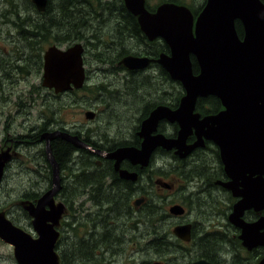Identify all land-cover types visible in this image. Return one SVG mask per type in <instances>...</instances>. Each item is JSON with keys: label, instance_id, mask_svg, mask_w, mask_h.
<instances>
[{"label": "flooded vegetation", "instance_id": "af4514ba", "mask_svg": "<svg viewBox=\"0 0 264 264\" xmlns=\"http://www.w3.org/2000/svg\"><path fill=\"white\" fill-rule=\"evenodd\" d=\"M143 1L144 9L149 14H153L162 4L175 3L173 0H163L161 4L151 5L149 0ZM204 1H202V6ZM54 5L52 8L55 7ZM183 6L187 8L195 7L189 4ZM70 7L72 12L70 23L68 24V21L59 15L58 20H56L55 32L51 31L53 32L52 38L47 35L40 36L36 30H31L32 28L27 29L32 34L29 35L31 38L24 40L30 42L25 46L31 52L35 49L38 56L33 57L30 54V60L27 56L24 58V49L22 48L21 55L18 57L11 56L10 61L15 63L13 64L15 71L20 66H24V68L30 69L31 73L23 81L17 79L16 84L18 82V85L16 88L14 86L8 87L6 84H4V87L0 86V92L8 90L7 96L22 93L19 89V83H23L24 87H26L30 81L31 85H34L33 80L36 76L40 82V85L36 87L44 91V102L48 97L61 98L68 93L80 91L81 89L72 90L68 93L56 95L52 90L42 87L43 56L47 49L52 46L61 51H65L75 45L82 47L81 59L85 72V84L97 85L103 83L108 89L115 90L119 84L123 88V83L130 80L128 78L129 75H145L155 83L157 82L156 74L158 71L161 73L164 71L157 60L161 54L169 55L170 49L161 38L154 37L150 40L141 31L138 21L139 15L132 14L125 6L124 0H82L80 4L77 0H74V5ZM200 7L201 5L195 7V10ZM198 13L192 12L194 19ZM37 16L41 17V19L46 17V15ZM26 17L29 18V16ZM124 37L127 46H125ZM10 49L11 46L3 48L2 53L8 55ZM166 49H168V53L165 52ZM125 57L147 59L149 62L142 70L130 71L123 65L122 61ZM0 58L3 57L0 56ZM33 59L35 60L32 61ZM23 61L25 65H21ZM97 71L102 73L101 80L94 78L98 75ZM91 73L95 76L91 77ZM163 75L165 74L163 73ZM20 96H17L18 101H21ZM103 100L106 101L104 108L99 109L98 115L92 111L94 118L88 121L95 120L96 116H99L101 112L107 113L108 110L115 107L114 105L117 102V106L121 105L120 101H115L109 94L104 95ZM122 102L126 103L127 101L122 100ZM178 103L171 109L177 108ZM194 113L199 115V119L209 116L196 112L195 108ZM142 121L143 119L137 122L135 137L131 133L130 140L124 139L126 143L133 142L135 139L138 140V145H128L129 147L141 148L142 139L138 137L137 133ZM164 122L161 121L158 124L156 133L162 134L168 139L176 138L179 129L178 125L175 123L168 124V130L161 132L160 127L167 125ZM164 128L166 129V127ZM57 129H61V127L42 128L39 131V139L42 133ZM62 130L75 136H77L75 133L79 134L81 132V130L76 129L67 130L62 128ZM87 130L91 131V129ZM89 134L95 147L91 146V144L89 145L94 149L102 152H111L118 148L117 146L112 150H106V148L101 147L104 144L95 140L96 138L92 135L94 134L93 132H89ZM79 139L82 140L81 137ZM198 139L197 132L195 133V129L192 128L191 133L185 140V145L191 146ZM201 139L202 144L193 148L182 159L175 154L174 149L167 151L158 148L151 155L146 166L133 165L130 161L123 160L119 164V170L135 173L137 176L135 181L120 178L119 173L114 169L113 160L103 158L89 151L94 155L93 163L99 171L105 170L113 173L100 175L97 182H95L96 184H86L83 190H86L88 195L94 193L97 196L103 195L105 198L112 199L113 197L121 198L125 194L126 186H129V189L133 188L135 193L138 194L137 198H143L144 200L136 210H139L144 203H147L149 196L153 194L147 193V196H143L140 189H146L145 191L148 190V192H167V194L173 193L175 190V179L172 182H167L165 173L163 176L148 175V172L154 171V167L158 168L157 165L154 166L157 157L162 155V153L158 152H166L167 157L172 160L173 164H175V161H180L183 166V176L181 177L187 181L186 185H184L186 194L183 196L186 202L181 204L183 214L175 217L178 218V222L173 227L171 225L169 231L168 223H165L166 230H163L158 228V222H154L152 224L154 229L151 230L147 228V225L149 226L151 223L139 222L133 226L134 230H130L131 236L127 239L124 229L125 208L122 206V202L120 207H118L117 221L105 222L104 224L100 221L80 220L82 216L78 214L74 217L70 209L76 201L69 203L60 194L67 191L68 196L72 197L74 194L73 185L78 180L72 174L61 175L60 188L53 200H59L58 202L64 205L67 215L60 221L58 220V225L55 227V232L57 233L55 250L58 264H194L197 262H205L207 264H264V222L262 221L264 219V208L259 211L254 209L244 210L240 216L235 217V221L241 223V227L234 224L232 221L234 219L231 216L235 204L241 198L234 196L232 190L227 187L231 180L225 174L218 147L203 136ZM40 141L42 140L40 139ZM169 167L172 170L175 169L174 165H169ZM84 178H87V176H84ZM157 180L167 184L169 188L157 185ZM126 182L131 183V185ZM106 190L108 192L104 193ZM237 190H242L241 185L237 186ZM105 206L107 210L108 200L106 199ZM95 207V212L97 213L100 207ZM193 214L195 218L198 216L199 220H192ZM121 217L124 218L122 219ZM170 217L174 216L170 214ZM260 220L262 223H260ZM140 226L142 228H139ZM177 226H189L188 240H181L176 237L174 229ZM127 230L129 231V229ZM245 236L247 238L246 242L244 240ZM150 244H153L151 245L152 249L149 247Z\"/></svg>", "mask_w": 264, "mask_h": 264}, {"label": "water", "instance_id": "95a60500", "mask_svg": "<svg viewBox=\"0 0 264 264\" xmlns=\"http://www.w3.org/2000/svg\"><path fill=\"white\" fill-rule=\"evenodd\" d=\"M30 1L38 12L45 11L47 0ZM124 2L132 14L139 15V25L144 34L150 40L161 38L169 47L170 54H161L157 62L170 79L181 84L185 93L174 110L164 105L154 108L150 114L156 110L180 111L174 118L159 117L153 120L145 133L148 138L158 136L163 140H176L177 137L168 139L162 134H154L161 121L176 123L179 127L177 136L181 134L175 142L177 148L154 146L140 165L146 166L158 148L167 151L174 149L175 154L182 159L202 144V136L211 140L218 147L225 174L231 180L227 187L234 196L241 198L235 204L231 216L234 224L241 227V223L235 221L236 216L247 209L259 211L264 208V3L261 0H206L194 19L184 6L162 4L153 14H149L144 9L143 0ZM236 22L240 23L243 30L241 38L236 33ZM81 54L80 45L65 51L54 46L48 48L43 56L42 87L53 90L55 94L81 89L85 80ZM190 56L194 57L199 68L196 75L192 72ZM122 62L126 69L133 71L144 69L149 61L125 57ZM207 96L216 97L223 110L199 119V115L194 113L196 100ZM150 114L141 122L137 133L142 139L140 147L144 141L141 126ZM85 118L93 119L94 113L87 111ZM187 121L194 126L188 125ZM192 128L198 133L199 139L193 145L186 146L185 140ZM40 139L44 141V152L51 170V186L34 205L26 209L32 218L31 226L37 238H31L0 215V241L13 248L16 264H58L54 250L57 233L53 225L57 224L62 209L61 206L53 208V198L60 188V168L51 153L52 140L62 139L76 149H85L113 160L114 169L120 178L129 181L137 178L135 173L119 170L118 167L123 160L133 165L139 163L124 154L115 153L119 150H123L121 153H130V149L139 151L140 148L119 147L111 152H102L77 136L60 130L44 132ZM4 166L5 159L0 158V187ZM156 184L169 188L160 180ZM238 185H241L242 190H237ZM143 201V198L136 199L134 207H139ZM169 213L181 216L183 208L174 205L170 207ZM174 234L181 240H188L189 226H177Z\"/></svg>", "mask_w": 264, "mask_h": 264}, {"label": "rangeland", "instance_id": "374dc122", "mask_svg": "<svg viewBox=\"0 0 264 264\" xmlns=\"http://www.w3.org/2000/svg\"><path fill=\"white\" fill-rule=\"evenodd\" d=\"M50 1L51 4L48 3V6L51 12L50 14H47L48 6L45 12L37 13L35 7H33L28 0H0V56L3 57L0 58L1 87H4V84H6L8 87L14 86V88H16L18 85V82L16 84L17 79L23 81V79L31 73V70L24 68V66L19 67L23 69L22 71L21 69L15 71V66H13L15 63L10 61V57L20 56L22 48L24 49V58L27 56L30 60V54L34 57L31 50L27 49L25 46L30 42L24 41L23 37L27 35V29H30L29 23L31 24L33 20H36L39 23L41 22L40 25L45 26L46 21L50 20L51 16L58 15V13L52 11L55 10L56 6H58L60 0ZM202 1L203 0H176L177 3L183 2L195 7L202 5ZM149 2L151 5H154L161 4L163 0H149ZM7 3L11 4V9L3 14L5 11L4 7ZM53 5L55 7L52 8ZM195 7H193V9H195ZM36 14L46 15V17L41 19V17ZM16 16H20L22 18L23 26L26 28L25 33H23L22 30H18V26L20 25L17 23L18 19H14ZM26 16H29V18ZM50 27V25L45 26L49 36L53 33L51 32V29H49ZM124 40L125 46H127L125 37ZM8 46H11L8 55L3 54L2 49L7 48ZM32 61H34V59ZM21 65H25L24 61ZM97 73L98 75L96 76L93 73H91L90 76H95L94 78L101 80L102 73L98 71ZM156 75L157 82L155 83L153 81L152 83H155L159 98L167 100L170 97V93H176L178 86L175 84V86L172 85L160 71H158ZM140 76L145 77V75ZM129 82L136 83V80L132 79L131 76ZM33 84L34 85H31V82L29 81V84L24 87L23 83H19V89L22 93H15L13 96H7V93L9 92L8 90L0 92V158L5 159L4 176L0 187V215L11 222L14 226L21 229L31 238L35 239L37 238V235L31 226L32 218L28 216L26 209L31 205H34L36 200L49 190L51 183L48 185L46 179L47 169L43 163V154H45L44 143L36 144L29 138L41 130V126L45 121L48 125L47 127H61L67 130L76 129L81 130L82 133L88 134L89 132H93L94 134L92 135L96 138L95 140L104 145L111 144L117 140H130L133 128L137 125L136 119L139 118L140 111L142 109H137L140 106H137L134 101L137 100L138 97L132 99L126 96L124 89L119 84L117 86L119 92L111 96L115 101H120L121 105L117 106V102L114 105L115 107L108 110L107 113L101 112L99 116H96L95 120L88 121L84 117L85 112L93 111L96 115H98L100 112L99 109L104 108L105 105L102 103V100H100V97H93V95L86 91H82L81 89L73 95L68 93L61 98L48 97V99L52 100H48L46 98L44 102V91L36 87L40 85L39 80H37V76L34 78ZM85 85L88 84L86 83ZM149 91L151 94L152 90ZM165 92L168 93L165 95ZM18 95H21V101H18ZM146 98L147 100L151 99L150 97ZM122 100H126L127 102L123 103ZM145 100L146 99L144 98L142 101ZM44 116H47V119H45ZM108 121H110L109 124ZM168 126L169 125H164V127H166L165 130H168ZM87 129H91V131ZM73 158H75V160L69 165V167L71 170L75 171L72 172V175L77 178L80 176L76 173H78L80 167L82 166H80L79 161L76 160V156ZM155 165H157L158 168L154 167V171L157 169L162 170L163 173L166 174L167 182H172L175 179V190L173 193L167 194V192H160L158 193L159 196L155 197V204L159 207L156 215L158 228L166 230L165 223H168L169 231L171 225L173 227L178 222V218L170 217L169 208L175 204L182 206L181 204L186 202L183 199V196L186 194L184 185H186L187 181L183 180V177H181L183 176V172L180 166L179 170L176 168L172 170V168L169 167V165H174L175 167V164H173L172 160L167 156L159 155L157 160H155L154 166ZM154 171L152 173L153 175H156ZM64 173L65 172L61 171L60 177L61 175L63 176ZM97 178L99 179V176H97ZM26 191L36 193L38 198L34 202L24 200L22 198V193ZM107 192L108 190L104 193ZM78 195L80 196L79 199H77L74 206H72L74 211H77L74 213V217H76L78 213L82 217H85L87 214L90 219H96V216L91 213H95V205L98 203L100 205V209L104 211L103 215L106 214L104 220H100L101 223L105 224V222L117 221V212H115V215L109 216V213H107V210L105 209V200L101 203L102 196L94 194L96 195L95 199L97 200H92L90 198L91 195H88L86 190H83L81 192H74L73 197ZM137 195L138 194H136L133 190L130 199L131 209L125 207V209L129 212V220L127 221L126 217L124 219V229L126 231L127 239L130 238L131 231L134 230L133 226L137 222L136 218L139 217V213H137L138 210H135L132 207V202L137 198ZM58 201L59 200H53V208L57 209L61 206L62 210L59 216L60 221L62 218L66 217L67 210L64 205ZM121 218L123 219L124 217ZM192 220H199V218L198 216L195 218L193 214ZM142 221L144 222L145 220ZM137 223H139V220ZM57 225L58 224L53 225V228L55 229ZM139 228H142V226ZM147 228H149L148 225ZM127 229H129V231ZM151 245L152 244L149 245L150 248ZM0 264H16L13 257V248L2 241H0Z\"/></svg>", "mask_w": 264, "mask_h": 264}, {"label": "trees", "instance_id": "16d2710c", "mask_svg": "<svg viewBox=\"0 0 264 264\" xmlns=\"http://www.w3.org/2000/svg\"><path fill=\"white\" fill-rule=\"evenodd\" d=\"M80 1H82V0H77V2L79 4H80ZM86 1H89V0H86ZM173 1L175 3H177L176 0H173ZM28 2H29V0H28ZM262 2L264 3L263 0H262ZM48 3L51 4V1L49 0ZM178 4L185 5L186 3H183V2L179 3L178 2ZM71 5H74V0H60L59 6H56L55 10L52 11V12L58 13V15L51 16L50 20L46 21L45 26L50 25L51 27L49 29H51V31L55 32L56 20H58L59 15H61L62 18H65L68 21L67 23L69 24L70 23L69 22L70 17H71L70 15L72 14L71 7H70ZM4 8H5V11L3 12V14H5L7 11H10L11 4L7 3ZM200 8L195 10L192 7H190L191 10L193 9L192 10L193 13H198ZM50 12L51 11H50V8L48 6L47 14L48 13L50 14ZM18 14H20V13H18ZM14 19L15 20L18 19L17 23L20 25V26L17 25L19 28L18 30H22V32L25 33L26 28H24V26H23L22 18L20 16H16V18L14 17ZM29 26H30V29L32 28L31 30H36L38 32L37 34H39L40 36H46V35L49 36L47 34V31H46L47 28H45L44 25L43 26L40 25L38 21H33ZM235 28H236V33H237L238 37L241 38L243 35V30H242V27H241L239 22L235 23ZM41 31H43V32H41ZM31 34H32V32H28L27 35L23 37V39L28 40V38H31V36H29ZM52 35L53 34L50 35L51 38L53 37ZM167 50L168 49H166V51H165L166 53H168ZM32 54L34 56H38V53L35 49L32 51ZM190 62H191L192 72L194 75H196L199 72V68H198L197 63H196L193 56H190ZM18 69H21V68H17L16 70H18ZM22 70L23 69H21V71ZM163 73L165 74V77L170 81V83L172 85L175 84L178 86L176 93L175 94L170 93V95H169L170 97L167 100H164L163 98H159L157 88H156L155 84L152 83L153 81L149 77L129 75L128 78L130 79V77L132 76V79H135L136 83H132L129 81L123 83V88H124L125 94L128 97H130L132 99L138 97V99L134 100V101L136 102L137 106H140L137 109H142V110L140 111L139 118L136 119V122L146 118L148 116L149 112L151 110H153L157 105L162 104V105H166L170 108L174 107L178 103L179 99L183 96V89H182L181 85L176 81H171L165 71H163L162 74ZM140 77H142V78H140ZM149 90H152L151 94L149 93L150 92ZM82 91L88 92L89 94L93 95V97H95V96L97 98L100 97L101 98L100 100H102L103 96L106 94L113 95V94H117L119 92L117 89H115V90L108 89L106 87V85L103 83H100L97 85L91 84L89 86L85 85L82 88ZM75 92L76 91L71 92L70 94L73 95ZM167 93L168 92H165V95ZM146 97H150L151 99L147 100ZM144 98L146 100L142 101ZM102 103L104 105H106V101L103 100ZM221 109H222V107L220 105L219 100L214 96H207L205 98H198L196 105H195V111L201 113L202 115L215 114V113H218ZM44 117H45V119H47V116H44ZM47 126H48L47 123L44 121L42 126H41V130H42V128L44 129ZM135 129H136V126H134L133 132H132L134 137H135ZM160 129H161V132H166L164 126H161ZM60 130H62V128ZM75 134L79 138L81 137L84 142L91 144V146L95 147V144H93L91 141L90 134L82 133V132H80L79 134L78 133H75ZM39 135H40V132L33 134V136H31L29 139L33 140L36 144H40L42 141H40ZM137 143H138L137 139H135L133 142H129V143L124 142V140H117V141L112 142L111 144H105L101 147L106 148V150H112V149L116 148L117 146H128V145H135L136 146V145H138ZM50 146H51V153H52L55 161L57 162V164H58V166L62 172H65L67 174H72V172H75V171L71 170V168L69 167V165L75 160V158H73L75 156H76V160L79 161L80 166H82V167H80L78 173H76L77 175L80 176V178L77 177L78 181H76V183L73 185L74 186L72 188L73 193L83 191V188L85 187L86 184H96L95 182H97V180H98L97 176H100L102 174L113 173L111 171L106 172L105 170L99 171L93 163V156L94 155H92L87 150L76 149L70 143H68L62 139L52 140ZM110 146H115V147H110ZM109 147H110V149H108ZM158 153H162L163 156H168L167 153L163 152V151H159ZM43 163L45 164L46 169H47L46 179H47L48 185H50V175H51L50 174V168H49L50 166H49L47 160L45 159V154H43ZM179 166L182 168L180 161H175V168L177 170H179ZM154 172L158 176H163V174H164L163 171H161L160 169H157ZM151 174H153V173L148 172V175H151ZM84 176H87V178H84ZM126 183L131 185V183H128V182H126ZM133 190H134L133 188L129 189V186H126L125 194L121 198L113 197L112 199H108V198L103 197V195H102L101 203H103V201L105 199L108 200L107 213H109V216L115 215L116 214L115 212H118V210H119L118 207H120L121 202L123 203L122 206H124V208L128 207L131 209V200L130 199H131V195L133 193ZM140 190L142 191L141 194L143 196H147V193H153V194L149 196L147 203H144V205L137 211V213H139V217H137L136 219H137V222H138V220H139V222H143L142 220H145L144 222L151 223L149 225V228L152 230V229H154L152 227V224L154 222H158V221H156V215H157V210L159 207L155 204V197H157L159 195H158V192H156V191L148 192V190L145 191L146 189H143V188ZM22 194H23L22 198L24 200H28L31 202H34L38 198V195L36 193L30 192V191L23 192ZM60 195L62 196V198L64 200L68 201L69 203H71V202L74 203L80 197L79 195L76 197H73V195H72V197H69L67 191L62 192V194H60ZM95 196L96 195L91 194L90 198L92 200H97V199H95L96 198ZM95 206L100 207V205L98 203ZM70 210H71V214H74L75 212H77V211H74L73 207ZM103 212H104L103 210L99 209L98 213H96V212L91 213L92 215L96 216V219H90L89 215L87 216V214H86L85 217H81L80 220H84V221H88V220L100 221L101 220V221H103L105 216H106V214L103 215ZM142 214H143V217H142ZM125 217H126V220L128 221L129 220L128 219L129 212L126 209H125Z\"/></svg>", "mask_w": 264, "mask_h": 264}, {"label": "bare ground", "instance_id": "6f19581e", "mask_svg": "<svg viewBox=\"0 0 264 264\" xmlns=\"http://www.w3.org/2000/svg\"><path fill=\"white\" fill-rule=\"evenodd\" d=\"M179 111L180 110H176V111H173V112L165 111V110H156V111H154V113L150 114L149 118L142 123L141 136L143 137L144 141L141 144L140 150L137 151L135 149H130L129 152L131 154L127 153V151L124 152V153H121L123 150H119L115 154H118V153H119V155L120 154H124L125 157L135 161L136 163L141 164V163H144L145 160L148 158V155L150 154V152H151V150H152V148L154 146H157V145L162 146V147L171 146V147L177 148V146L175 145V142L178 141V139L180 138L181 134H179L177 136L176 140H163L161 137H158V136L153 137V138H148L145 133L147 131V128L150 126V124L152 123L153 120L156 121L159 117H171V118H174V115L177 114ZM164 114H166V115H164ZM187 124L190 125V126H194V124H191L190 121H187ZM151 129H152V127L150 128V130ZM181 130H184L183 127H181ZM197 135H198V133H197ZM47 137L48 136L46 135L45 136V140H47ZM71 142L73 143V141H71ZM164 143H167V144L165 145ZM262 221L264 222V219ZM244 240H245V242L247 241L246 236L244 237Z\"/></svg>", "mask_w": 264, "mask_h": 264}]
</instances>
